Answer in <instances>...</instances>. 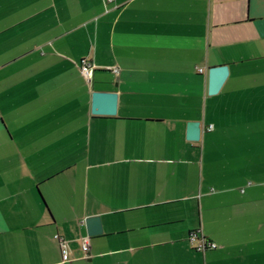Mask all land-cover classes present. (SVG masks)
Wrapping results in <instances>:
<instances>
[{
	"label": "crops",
	"instance_id": "crops-1",
	"mask_svg": "<svg viewBox=\"0 0 264 264\" xmlns=\"http://www.w3.org/2000/svg\"><path fill=\"white\" fill-rule=\"evenodd\" d=\"M0 264H264V0H0Z\"/></svg>",
	"mask_w": 264,
	"mask_h": 264
},
{
	"label": "water",
	"instance_id": "water-1",
	"mask_svg": "<svg viewBox=\"0 0 264 264\" xmlns=\"http://www.w3.org/2000/svg\"><path fill=\"white\" fill-rule=\"evenodd\" d=\"M228 73L226 65L209 69L208 93L215 94L219 91ZM116 93L107 91H95L92 93L91 110L97 115H114L116 113ZM200 136L199 122H189L187 125V138L197 140ZM88 235H97L102 232L100 218L90 216L85 219Z\"/></svg>",
	"mask_w": 264,
	"mask_h": 264
},
{
	"label": "built area",
	"instance_id": "built-area-1",
	"mask_svg": "<svg viewBox=\"0 0 264 264\" xmlns=\"http://www.w3.org/2000/svg\"><path fill=\"white\" fill-rule=\"evenodd\" d=\"M78 67L80 69L81 74L86 79H90L92 72L95 68V65L93 64L91 58L86 57L78 63ZM110 70L114 74H117L119 72V69L117 67H112L110 68ZM199 71H201V69ZM208 129H211V126H209ZM55 238L58 239L60 242V251H61L62 259L67 260L68 252L64 240L59 235H55ZM188 240L193 245L194 249L198 251H204L206 249H214L216 247L214 242L209 241L202 236H198L195 231L190 232L188 236ZM88 246H89L88 238L82 239L81 247L85 253L88 251Z\"/></svg>",
	"mask_w": 264,
	"mask_h": 264
}]
</instances>
